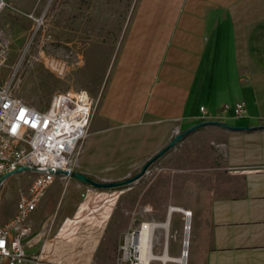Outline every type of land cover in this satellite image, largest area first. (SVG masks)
<instances>
[{"label": "crops", "instance_id": "0c3cea01", "mask_svg": "<svg viewBox=\"0 0 264 264\" xmlns=\"http://www.w3.org/2000/svg\"><path fill=\"white\" fill-rule=\"evenodd\" d=\"M94 99L76 171L124 181L167 147L175 128L209 122L177 143L178 155L160 156L176 172L147 184L146 205L168 231L181 212L171 207L192 211L185 264H264V0H137ZM238 101L246 102V116H221L224 104ZM20 174L1 186L3 198L16 181L25 178L28 190L36 177ZM96 188L57 177L31 215L29 241L48 219L55 218L54 230L72 220ZM123 194L137 201L133 187ZM185 237L169 241V257L182 256ZM93 238L60 239L54 259H83Z\"/></svg>", "mask_w": 264, "mask_h": 264}, {"label": "rangeland", "instance_id": "374dc122", "mask_svg": "<svg viewBox=\"0 0 264 264\" xmlns=\"http://www.w3.org/2000/svg\"><path fill=\"white\" fill-rule=\"evenodd\" d=\"M7 2L11 7L2 11L0 28L10 37L11 47L0 74L3 80L15 77V94L39 109L47 108L53 95L58 92L83 89L94 99L116 59L137 0ZM26 12H35L36 15L44 17V24L31 45L29 41L34 22L24 15ZM179 149L181 146L176 144L165 156H176L180 153ZM208 153L207 149V156ZM169 164L171 162L167 158L158 157L146 168L152 169V175H147L145 170L129 184L112 188L97 187L96 190L86 193L81 210L72 220L64 221L57 230L53 228L54 217L44 221L39 231L32 236L35 240L31 238L28 241V249L39 250L53 261L68 264H120L119 249L125 236L143 222L157 223L156 213L146 205L145 189L158 174L172 175L176 172ZM143 167L128 179L137 176ZM20 175L33 173L21 172ZM25 186L26 179L22 178L12 185L9 196L3 198L4 189L0 191V220L6 214H14V206L21 193L27 191ZM130 187L137 194L136 202L131 201L129 195L123 194ZM185 224L184 213L175 212L169 231L162 226L156 227L153 233L155 253L163 254L167 234L171 243L175 241L174 235L184 238ZM179 225L182 226L180 229ZM189 225L191 232L192 223ZM88 233L90 236L94 235V241L90 244L92 250L86 257L54 259L60 239L73 240L76 244L78 239Z\"/></svg>", "mask_w": 264, "mask_h": 264}, {"label": "built area", "instance_id": "2783aa9c", "mask_svg": "<svg viewBox=\"0 0 264 264\" xmlns=\"http://www.w3.org/2000/svg\"><path fill=\"white\" fill-rule=\"evenodd\" d=\"M8 7L11 6L7 0H0V15ZM24 15L34 22L29 41L31 45L44 24V17L35 12H26ZM10 47V37L0 28V71L8 58ZM14 80V76L3 80L0 74V178L22 166L35 169L23 172L35 173L36 177L29 189L21 193L14 215L0 224V264H68L53 261L41 251H29L27 243L33 231L31 215L57 177H70L56 172L76 170L81 142L87 136L95 100L83 89L58 92L53 95L47 108L39 109L15 94ZM201 110L203 118L208 119L206 109L201 107ZM229 112L236 117L246 116V102L238 101L234 105L227 103L220 109L221 116ZM178 134L180 131L175 128L174 137ZM146 174L152 175V169H147ZM183 213L186 230L187 219H191L192 211ZM145 223L160 226L159 223L143 222L129 232L120 245V264H166L161 258L167 253L169 234L165 239L163 254L158 255L154 250L153 239L158 226L153 228L150 241H144L141 233Z\"/></svg>", "mask_w": 264, "mask_h": 264}, {"label": "water", "instance_id": "95a60500", "mask_svg": "<svg viewBox=\"0 0 264 264\" xmlns=\"http://www.w3.org/2000/svg\"><path fill=\"white\" fill-rule=\"evenodd\" d=\"M209 122H203V123H200L198 125H195L193 127H191L190 129L178 134L177 136H175L173 138V140L167 145V147H165L160 153H158L153 159H151L148 163H146L143 167V169L141 170V172L133 177V178H130V179H126L124 181H119V182H99V181H96L76 170L74 171H66V170H58L56 173L57 174H63V175H68L74 179H77V180H80L84 183H88L94 187H98V188H112V187H117V186H121L123 184H129L131 183L132 181H134L135 179H137L138 177H140L146 170V168L148 167L149 163L153 160H156L158 157L162 156L166 151H168L169 149H171L172 147H174L179 141H181L184 136L186 134H188L189 132L197 129L198 127L200 126H203L205 124H208ZM31 170H35V169H31L29 167H25V166H22L20 168H18L17 170L15 171H12V172H9V173H6L5 175H3L1 178H0V188L2 186V184L11 176L15 175V174H18V173H21L23 171H31ZM184 246H185V243H184Z\"/></svg>", "mask_w": 264, "mask_h": 264}, {"label": "bare ground", "instance_id": "6f19581e", "mask_svg": "<svg viewBox=\"0 0 264 264\" xmlns=\"http://www.w3.org/2000/svg\"><path fill=\"white\" fill-rule=\"evenodd\" d=\"M173 210H176V211H181V212H185L187 210H182L181 208H178V207H171V211ZM171 213V212H170ZM190 219V218H189ZM190 222L187 223V226H186V237H185V248L183 249L182 251V256L178 259H172L171 257H169L167 255V253H165L161 259H163L164 261H175L179 264H185V260H186V256H187V252H188V238H189V231H190V225H189ZM158 225H155V224H150V223H145L143 225V229H142V233H141V237L142 239L145 241V240H148L150 241L151 237H152V230L154 227H156ZM160 226H162L163 228L167 229L168 227V222L164 223V224H161Z\"/></svg>", "mask_w": 264, "mask_h": 264}]
</instances>
